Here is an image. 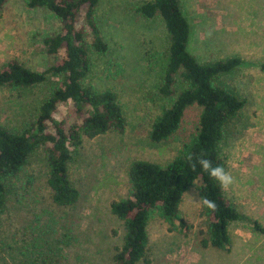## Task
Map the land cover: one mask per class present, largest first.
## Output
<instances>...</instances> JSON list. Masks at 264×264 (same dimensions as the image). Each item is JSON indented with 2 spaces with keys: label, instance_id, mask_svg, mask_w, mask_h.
Instances as JSON below:
<instances>
[{
  "label": "rangeland",
  "instance_id": "rangeland-1",
  "mask_svg": "<svg viewBox=\"0 0 264 264\" xmlns=\"http://www.w3.org/2000/svg\"><path fill=\"white\" fill-rule=\"evenodd\" d=\"M150 0H99L95 22L106 51L89 53L90 70L82 81L95 91L114 93L125 126L122 132L82 137L69 147L67 175L78 193L68 206H57L46 184L41 149L32 153L16 179L7 185L0 209V264H111L124 228L109 205L129 195L127 172L135 161L165 165L188 143L198 126L199 107H187L177 130L152 143L153 120L171 104L158 87L165 67L167 37L158 16L139 17L135 6ZM189 26L187 51L198 63L237 57L241 64L214 83L243 100L223 130L218 145L223 167L234 178L223 197L264 229V0H177ZM59 23L24 0H5L0 12V67L10 59L42 72L53 58L43 41ZM56 78L37 86L0 87V127L26 128ZM183 85L174 86L175 96ZM62 114L65 106L60 107ZM184 221L188 231L175 227ZM207 218L196 183L182 195L177 213L166 223L155 211L146 223L145 255L137 264H264V233L246 221L227 226L228 245H203Z\"/></svg>",
  "mask_w": 264,
  "mask_h": 264
},
{
  "label": "trees",
  "instance_id": "trees-1",
  "mask_svg": "<svg viewBox=\"0 0 264 264\" xmlns=\"http://www.w3.org/2000/svg\"><path fill=\"white\" fill-rule=\"evenodd\" d=\"M99 0H24L27 8L48 11L59 23V31L43 41L44 51L53 58L42 72L31 71L14 59L0 67V87L18 90L37 86L49 75L57 79L50 93L40 102L37 115L19 132L0 127V209L7 185L22 172L28 157L36 150L44 152L47 167L46 184L57 206L73 204L78 197L67 175L69 147L79 144L82 137L93 138L106 132H122L125 121L114 93L95 91L82 81L90 70L89 53L102 54L106 45L101 39L94 10ZM5 0H0V12ZM141 18L158 16L163 24L167 49L165 67L158 87L163 98L173 97L169 107L153 120L149 140L159 143L178 128L184 110L199 107L198 126L188 143L177 155L161 166L146 161L133 162L127 172L129 195L110 203V213L123 224V242L112 257L111 264H137L142 261L147 245L146 223L156 212L166 223L177 213L183 193L196 183L201 203L207 197L216 203V210L203 206L207 218L206 240L203 245L226 249L227 226L246 221L255 232L264 233L255 220L240 214L222 195L217 181L193 162L203 154L213 165L223 166L218 145L226 124L233 119L244 102L214 83L219 75L228 74L241 64L237 57L198 63L187 51L189 26L177 0H150L135 6ZM179 82L183 88L174 95ZM65 106L62 114L60 107ZM185 233L188 226L179 221L175 229Z\"/></svg>",
  "mask_w": 264,
  "mask_h": 264
},
{
  "label": "clouds",
  "instance_id": "clouds-1",
  "mask_svg": "<svg viewBox=\"0 0 264 264\" xmlns=\"http://www.w3.org/2000/svg\"><path fill=\"white\" fill-rule=\"evenodd\" d=\"M187 160L193 171L199 166L201 171L206 172L211 179L217 181L223 190L227 191L230 186L234 184V178L230 172L226 171L225 168L219 164L213 165L212 161L203 154L199 155L195 159V162H193L192 154H189ZM201 199L203 206L207 207L210 211L216 210L217 206L215 201L209 200L207 197H202Z\"/></svg>",
  "mask_w": 264,
  "mask_h": 264
}]
</instances>
